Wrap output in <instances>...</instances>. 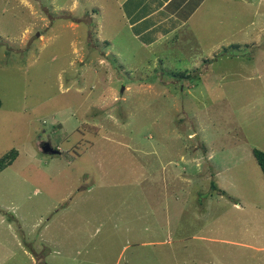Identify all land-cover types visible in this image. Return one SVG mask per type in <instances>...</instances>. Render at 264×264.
<instances>
[{"label": "rangeland", "instance_id": "1", "mask_svg": "<svg viewBox=\"0 0 264 264\" xmlns=\"http://www.w3.org/2000/svg\"><path fill=\"white\" fill-rule=\"evenodd\" d=\"M88 4L0 0V264H264V0L163 53Z\"/></svg>", "mask_w": 264, "mask_h": 264}, {"label": "crops", "instance_id": "2", "mask_svg": "<svg viewBox=\"0 0 264 264\" xmlns=\"http://www.w3.org/2000/svg\"><path fill=\"white\" fill-rule=\"evenodd\" d=\"M209 1L85 0L90 3L88 7L95 16L109 12L113 17L111 23L118 25L117 36L128 35L138 49L157 53L172 48L174 43L186 46L192 35V23L201 14L205 20V7L209 6ZM106 41L108 46L116 45L112 40Z\"/></svg>", "mask_w": 264, "mask_h": 264}, {"label": "trees", "instance_id": "3", "mask_svg": "<svg viewBox=\"0 0 264 264\" xmlns=\"http://www.w3.org/2000/svg\"><path fill=\"white\" fill-rule=\"evenodd\" d=\"M1 108H2V100L0 98V109ZM18 155L19 154L17 150H11L8 154H5L3 157H1L0 158V173H2L5 169L11 166L14 163V161L17 159ZM253 155L264 175V151L253 149ZM211 189L212 191L217 190V186L214 182L211 183Z\"/></svg>", "mask_w": 264, "mask_h": 264}, {"label": "water", "instance_id": "4", "mask_svg": "<svg viewBox=\"0 0 264 264\" xmlns=\"http://www.w3.org/2000/svg\"><path fill=\"white\" fill-rule=\"evenodd\" d=\"M44 152L45 154L47 155H56V154H59V151L56 150V149H53L49 143H46L44 145Z\"/></svg>", "mask_w": 264, "mask_h": 264}, {"label": "flooded vegetation", "instance_id": "5", "mask_svg": "<svg viewBox=\"0 0 264 264\" xmlns=\"http://www.w3.org/2000/svg\"><path fill=\"white\" fill-rule=\"evenodd\" d=\"M49 143V142H48ZM46 143H44L43 145H45ZM50 144V143H49ZM50 146H51V144H50ZM53 148V147H52ZM54 149V148H53ZM49 156H52V155H49Z\"/></svg>", "mask_w": 264, "mask_h": 264}]
</instances>
